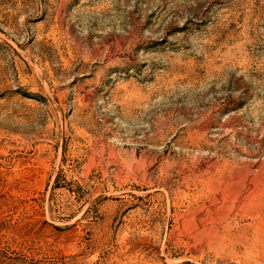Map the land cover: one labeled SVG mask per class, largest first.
I'll return each instance as SVG.
<instances>
[{
	"label": "rangeland",
	"instance_id": "rangeland-1",
	"mask_svg": "<svg viewBox=\"0 0 264 264\" xmlns=\"http://www.w3.org/2000/svg\"><path fill=\"white\" fill-rule=\"evenodd\" d=\"M0 264H264V0H0Z\"/></svg>",
	"mask_w": 264,
	"mask_h": 264
}]
</instances>
